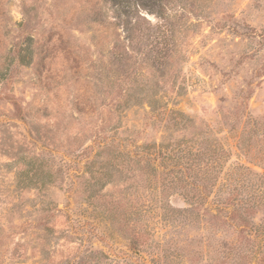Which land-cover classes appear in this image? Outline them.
I'll return each mask as SVG.
<instances>
[{
	"label": "rangeland",
	"instance_id": "374dc122",
	"mask_svg": "<svg viewBox=\"0 0 264 264\" xmlns=\"http://www.w3.org/2000/svg\"><path fill=\"white\" fill-rule=\"evenodd\" d=\"M146 3L0 0V264H264V0Z\"/></svg>",
	"mask_w": 264,
	"mask_h": 264
},
{
	"label": "trees",
	"instance_id": "16d2710c",
	"mask_svg": "<svg viewBox=\"0 0 264 264\" xmlns=\"http://www.w3.org/2000/svg\"><path fill=\"white\" fill-rule=\"evenodd\" d=\"M110 1L114 4L116 13L120 15L122 14L128 15V13L132 10V8H136V7L141 8V5L139 4L141 0H110ZM158 2H160V0H149V3H146V5H142V6H144L145 8L149 6V8H151V6H156ZM253 174L256 177H260L261 179L264 178L263 175H260L258 173H253Z\"/></svg>",
	"mask_w": 264,
	"mask_h": 264
}]
</instances>
